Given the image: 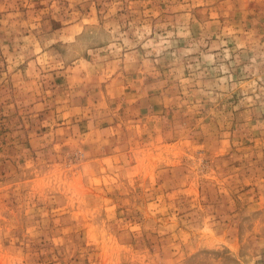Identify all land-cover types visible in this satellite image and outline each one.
I'll return each instance as SVG.
<instances>
[{
    "label": "rangeland",
    "instance_id": "obj_1",
    "mask_svg": "<svg viewBox=\"0 0 264 264\" xmlns=\"http://www.w3.org/2000/svg\"><path fill=\"white\" fill-rule=\"evenodd\" d=\"M0 264H264V0H0Z\"/></svg>",
    "mask_w": 264,
    "mask_h": 264
}]
</instances>
